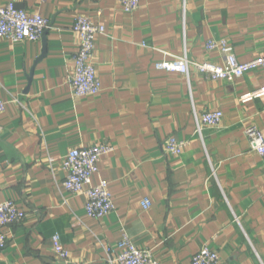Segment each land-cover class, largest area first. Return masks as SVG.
<instances>
[{
	"label": "crops",
	"instance_id": "0c3cea01",
	"mask_svg": "<svg viewBox=\"0 0 264 264\" xmlns=\"http://www.w3.org/2000/svg\"><path fill=\"white\" fill-rule=\"evenodd\" d=\"M7 3L39 13L49 27L37 41L0 38V202L25 212L2 229L0 264H117L108 256L119 253L123 231L159 264H190L203 246L218 264H264V160L244 134L249 126L264 134V95L239 100L261 87L264 71L227 81L191 65L188 75L156 66L183 54L221 64L222 54L205 47L210 38L226 39L242 62L264 55V0H139L130 13L118 0H0ZM79 15L106 32L92 57L102 90L74 97L67 77ZM214 109L220 123L199 135L195 113ZM169 136L188 141L180 155L166 152ZM98 144L113 151L92 182L107 181L115 209L93 218L85 196L64 189L60 159Z\"/></svg>",
	"mask_w": 264,
	"mask_h": 264
},
{
	"label": "built area",
	"instance_id": "2783aa9c",
	"mask_svg": "<svg viewBox=\"0 0 264 264\" xmlns=\"http://www.w3.org/2000/svg\"><path fill=\"white\" fill-rule=\"evenodd\" d=\"M46 2L49 0H40ZM122 10L130 13L137 9L139 0H118ZM264 24V8L261 12ZM49 27V20L39 13H28L16 7L14 3L0 6V38L12 42L22 40L37 41L43 32ZM73 31L79 38V49L74 56V66L68 75L67 81L74 97L96 95L102 90L99 77L92 62L95 49L96 37L105 34V27L94 22L90 17L79 15L75 18ZM264 34V27H263ZM207 50H218L223 57L221 64L210 62H196L187 58L186 54L165 60L156 66L166 71H176L188 75L189 66H193L200 74L211 79H223L233 81L242 77L245 73L261 68L264 71V55L248 61H239L233 51L232 45L226 39H207ZM264 95V83L258 89L244 93L240 96L241 102H247ZM5 109V101L0 99V113ZM222 119L220 110H206L201 114L195 113L196 133L202 134L204 127H216ZM250 149L256 152L264 160V134L255 126H249L244 131ZM188 141L169 136L164 141L167 153L180 155ZM113 151L107 144H98L88 147H77L69 150L61 159V168L65 172L62 185L65 190L74 194L85 196V213L88 217L101 218L115 209L112 195L107 188V181L100 179L93 184L92 177L98 172L101 157ZM141 206L148 209L151 201L145 198ZM25 212L20 210L14 201L5 200L0 202V249L6 243V235L3 228L8 225L21 223ZM53 250L62 260H66L67 252L60 242L59 235L52 236ZM119 253L114 258L108 256L109 262L113 260L117 264H159L148 248L137 247L126 232L117 243ZM217 252L207 246L196 251L190 260V264H218Z\"/></svg>",
	"mask_w": 264,
	"mask_h": 264
},
{
	"label": "water",
	"instance_id": "95a60500",
	"mask_svg": "<svg viewBox=\"0 0 264 264\" xmlns=\"http://www.w3.org/2000/svg\"><path fill=\"white\" fill-rule=\"evenodd\" d=\"M44 34H45V33L43 32V34H42V36H41L43 39H44ZM43 46H44V48H43V54H44V51H45V42H43ZM29 74H30V76H31V75H32V72L30 71Z\"/></svg>",
	"mask_w": 264,
	"mask_h": 264
}]
</instances>
